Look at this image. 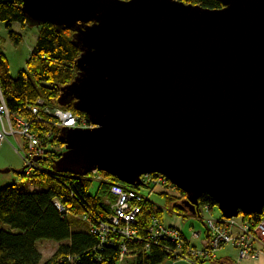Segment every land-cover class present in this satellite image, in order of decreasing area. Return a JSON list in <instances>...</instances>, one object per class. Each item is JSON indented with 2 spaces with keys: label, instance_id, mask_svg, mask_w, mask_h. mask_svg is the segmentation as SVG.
Wrapping results in <instances>:
<instances>
[{
  "label": "water",
  "instance_id": "1",
  "mask_svg": "<svg viewBox=\"0 0 264 264\" xmlns=\"http://www.w3.org/2000/svg\"><path fill=\"white\" fill-rule=\"evenodd\" d=\"M20 1L29 23L72 31L80 52L59 103L93 127L61 129L54 172L133 188L158 174L192 216L203 194L223 218L263 214L264 0Z\"/></svg>",
  "mask_w": 264,
  "mask_h": 264
},
{
  "label": "trees",
  "instance_id": "2",
  "mask_svg": "<svg viewBox=\"0 0 264 264\" xmlns=\"http://www.w3.org/2000/svg\"><path fill=\"white\" fill-rule=\"evenodd\" d=\"M178 1L209 9L222 7L218 0ZM0 22L5 25L10 40L15 45L19 44L21 35L12 30V25L24 27L28 22L21 11L20 0L0 1ZM38 28L25 69L16 76L9 74L6 57L0 49V89L8 110L14 115L33 120L27 107L41 100L45 107L67 109L80 119H85V114L75 111L71 102L65 103L64 100L65 104L59 103L61 88L69 84L77 73L74 62L80 52L72 43L73 32L49 23ZM42 117V122L32 125V128L40 133L51 131L53 134L45 156L38 163L39 168L33 169L29 175H25L23 170L17 176L18 179L28 178L38 190L23 191L16 183L0 188V264H117L120 260L121 238L115 236L114 245L109 246L90 231V226L107 222L109 203L114 201L109 193L111 185L133 187L103 172L99 173L109 179L106 184L96 181L92 173L71 175L54 172L52 165L64 151L59 140L62 128H52V118L46 115ZM152 179H155V175H152ZM93 182L97 183V187L91 193ZM167 184L177 195L172 196L165 191L157 194L164 200L165 207H170L171 212L183 218L191 217L183 206L185 194L170 183ZM147 186L145 184L142 187ZM142 187L134 189L140 191ZM56 202L62 210L57 208ZM215 206L214 199L203 194L198 199V214L201 208L212 210ZM161 215L162 209L144 197L136 223L132 225L143 242H122L128 250L125 256H134V264H162L167 258L171 264H175L178 260L175 254L177 248L172 242L165 239L150 242L148 239L150 221ZM263 217L264 214L250 215L245 216V219L258 223ZM181 235L184 236L182 232ZM40 241L58 243L51 257L43 262L37 249ZM232 263L225 260L218 264Z\"/></svg>",
  "mask_w": 264,
  "mask_h": 264
},
{
  "label": "built area",
  "instance_id": "3",
  "mask_svg": "<svg viewBox=\"0 0 264 264\" xmlns=\"http://www.w3.org/2000/svg\"><path fill=\"white\" fill-rule=\"evenodd\" d=\"M27 110L33 116V120L10 113L0 89V145L10 137H20L22 144L19 145L17 152H21L23 157L25 175H29L33 169L39 168L38 161L35 162L33 159L39 157L41 160L45 156L46 145L50 143L53 136L51 131L40 133L33 130L32 125L41 123L42 118H44L42 116L46 115L52 118V128L89 129L93 127L87 118L80 119L67 109L45 107L41 100H38L34 106H28ZM91 173L98 174L99 172L93 171ZM152 175H155V179H152ZM152 175L141 177L143 184L148 185L147 188L155 183L168 186L167 182L169 183V181L165 177L158 174ZM169 189L172 187L169 186ZM109 193L114 201L109 204L110 212L107 222H103L99 226L91 225L90 231L98 235L101 242L109 246H113L114 237L119 236L121 238L119 259H122L128 252L126 244H122L123 241L131 244L143 242V238L137 234L132 225L140 212L144 197L138 190L125 188L121 184L111 185ZM56 206L62 210L59 203L56 202ZM203 209L206 212L211 211L208 207ZM202 222L208 237L204 248L201 250L191 249L188 245L190 241L181 235L179 229L166 226L159 218L155 217L148 226V239L150 242H156L159 239L172 242L177 248L175 254L178 259L180 258L177 253L178 249L180 246H185L184 243L187 246V254L196 258L214 257L213 252L227 244H231L236 249L240 260L264 258V217L258 223H254L245 219L242 214L228 219L220 215L218 220L202 219ZM185 256L187 257V255Z\"/></svg>",
  "mask_w": 264,
  "mask_h": 264
},
{
  "label": "rangeland",
  "instance_id": "4",
  "mask_svg": "<svg viewBox=\"0 0 264 264\" xmlns=\"http://www.w3.org/2000/svg\"><path fill=\"white\" fill-rule=\"evenodd\" d=\"M38 29V26L29 22L26 23L24 27H21L19 24H13L12 30L15 33L21 35L20 43L15 45L10 40L5 25L0 22V49L6 57L9 74L12 77L16 76L20 70L25 69L26 60L28 59L31 50L35 45V40L39 31ZM21 144L22 141L20 137L15 136L14 138H8L7 141L0 145V170H9L6 173L0 172V188L12 183H18L17 187L23 191L38 190V188L34 186L32 182L28 180V178L18 179V177L13 173L14 170H20L25 165L21 152H17V149H19V145L21 146ZM48 146L49 144L46 145V149ZM39 162L40 161H38V163ZM93 177L96 181H102L105 184L108 183L107 181L109 180L108 178L101 175V173L93 174ZM96 187L97 183L93 182L90 192L94 193ZM163 191L168 192L172 196L177 195L175 190L169 189L168 186L158 183L152 184L149 188L142 187L139 192L145 198L154 202L157 207L162 209V215L159 219L164 225L168 226L172 219H175L176 222H178L176 227H178L184 237L190 241L188 245L191 249L201 250L204 248L207 238L205 239V226L202 222V219L218 220L220 216L218 208L215 206L209 212H206L203 208H201L198 216L191 215V217L187 216L183 218L178 216L176 213L171 212L170 207H165L164 200L157 195ZM110 203L112 202L110 201ZM206 236L208 237V234H206ZM184 245L185 246H180L178 249L177 253L179 254L180 258L175 264H218L225 260L228 262H233L232 264H264L263 257L254 260H240L238 258L236 249L231 244L223 245L216 249L215 252H213L214 257L196 258L195 256H191L193 257L191 259V257H189L187 254V246L185 243ZM37 246L43 251V258L41 261L43 262L46 260V258H48L50 250H48L44 244L42 246L40 244ZM185 255H187V257ZM134 261V256L127 255L120 259L117 264H134ZM162 264H171V261L167 258Z\"/></svg>",
  "mask_w": 264,
  "mask_h": 264
},
{
  "label": "crops",
  "instance_id": "5",
  "mask_svg": "<svg viewBox=\"0 0 264 264\" xmlns=\"http://www.w3.org/2000/svg\"><path fill=\"white\" fill-rule=\"evenodd\" d=\"M17 184H18V183H17ZM177 224H178V222H176L175 219H172V220L169 222V225H168V226H171V227H174V228L179 229L178 227H176ZM179 230H180V229H179ZM206 234H207V233L205 232V239L207 238ZM38 243H39L41 246L44 244V246L47 247L48 250H50V253H49L48 258L51 257V255L54 253V251L56 250V248H57V246H58V243L51 242V241H40V242H38ZM38 243H37V245H39ZM37 249H38L39 253L41 254V261H42V258H43V251H42V249H39L38 246H37ZM48 258H46V260H47ZM226 259H227V258H226Z\"/></svg>",
  "mask_w": 264,
  "mask_h": 264
},
{
  "label": "bare ground",
  "instance_id": "6",
  "mask_svg": "<svg viewBox=\"0 0 264 264\" xmlns=\"http://www.w3.org/2000/svg\"><path fill=\"white\" fill-rule=\"evenodd\" d=\"M135 223H136V222H135ZM135 223H134V224H135ZM134 224H133V225H134ZM189 257H191V256L189 255ZM191 259H192V257H191Z\"/></svg>",
  "mask_w": 264,
  "mask_h": 264
}]
</instances>
